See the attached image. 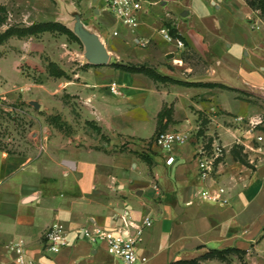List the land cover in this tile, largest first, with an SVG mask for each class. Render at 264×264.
Returning <instances> with one entry per match:
<instances>
[{"label":"crops","instance_id":"obj_1","mask_svg":"<svg viewBox=\"0 0 264 264\" xmlns=\"http://www.w3.org/2000/svg\"><path fill=\"white\" fill-rule=\"evenodd\" d=\"M57 1V11L65 14L80 12L81 4L87 18L83 25L100 37L110 61L93 65L67 36L59 38L58 50L74 47L54 58L70 75L56 77L60 113L63 95L70 94L84 128L72 137L56 132L35 156L0 149V264H16L10 246L19 241L34 264H120L104 245L78 238L77 230L93 225L118 229L147 217L153 224L140 249L148 257L146 264H264L260 13L246 0H144L139 24L131 28L115 19L105 0ZM92 15L95 19H88ZM70 18L54 21L74 31L77 17ZM42 21L51 20L22 19L20 25ZM165 28L185 46L168 41ZM113 62L147 65L182 83L156 81L117 69ZM112 82L122 88L121 95L110 91ZM164 107L172 110L163 120L166 131L188 136L169 152L154 145ZM215 142L223 153L214 177L204 183L196 148ZM171 155L175 160L168 164ZM217 184L226 188L228 203L201 198L202 188ZM54 222L71 233L70 246L58 254L47 251L43 241ZM230 248L244 251L243 259L235 252L226 259L202 258L211 250Z\"/></svg>","mask_w":264,"mask_h":264},{"label":"rangeland","instance_id":"obj_2","mask_svg":"<svg viewBox=\"0 0 264 264\" xmlns=\"http://www.w3.org/2000/svg\"><path fill=\"white\" fill-rule=\"evenodd\" d=\"M80 2L81 0L79 4ZM58 4L57 0H0V7H5L0 12V20H3L0 33L10 25H20L22 19L54 21L69 15L71 21L76 17L87 20L81 4L80 12L68 14L59 13ZM23 5L30 6L31 11L20 12ZM34 6L45 11L39 14L35 12ZM94 17L92 15L88 19L93 20ZM84 27L86 28L85 25ZM86 29L94 33L93 30ZM62 36L64 35L57 32H47L38 37L39 40L33 36L21 39L12 37L0 44V149L35 156L42 149L43 143L52 139L56 132L72 137L83 131L77 103L72 102L70 94L63 95L65 108L60 113V93L55 89V73L60 67L54 58L61 51L66 52V49L74 51V47L68 45H63L60 47L62 50H58V40ZM69 41L75 43V48L85 54L81 41ZM51 62L56 65L51 67ZM65 78L70 79V75L67 74ZM29 100L38 102L40 108L36 109ZM93 131L98 132L96 128Z\"/></svg>","mask_w":264,"mask_h":264},{"label":"built area","instance_id":"obj_3","mask_svg":"<svg viewBox=\"0 0 264 264\" xmlns=\"http://www.w3.org/2000/svg\"><path fill=\"white\" fill-rule=\"evenodd\" d=\"M144 0H105L107 9L117 21L131 28L139 24V16L143 7ZM164 37L175 42L177 46L184 47V41L180 38H174L168 29H163ZM115 35L118 32H114ZM110 91L115 95L122 94V88L117 82H112ZM242 117H237V121H242ZM188 136L179 131H164L159 133L154 139V145L162 150L169 152L174 146L185 144ZM222 146L215 142L208 147L207 143H201L196 148L195 159L198 165V174L202 182L206 183L214 177L215 163L222 156ZM175 160L173 155L167 159L168 164ZM226 188L217 184L215 188L204 187L200 195L201 198L208 202L228 203L225 195ZM153 220L147 217L140 224H129L126 227L118 229H107L100 226H84L77 230V237L83 238L93 245H104L107 252L117 258L120 264H146L148 257L140 252L141 245L144 241L146 230L152 226ZM70 231L61 222H54L43 234V241L47 251L58 254L70 246ZM11 250L15 253L16 264H34L27 257L25 244L19 241L11 244Z\"/></svg>","mask_w":264,"mask_h":264},{"label":"trees","instance_id":"obj_4","mask_svg":"<svg viewBox=\"0 0 264 264\" xmlns=\"http://www.w3.org/2000/svg\"><path fill=\"white\" fill-rule=\"evenodd\" d=\"M247 4L253 9L260 13L261 18L264 20V0H246ZM5 7H0V12L4 11ZM3 23V20H0V24ZM44 32H51V33H59L62 35H66L69 39H72L74 41L80 42L81 40L78 38V36L74 33L72 29L67 27L65 24L59 22V21H42V22H35L30 25H10L8 28L0 33V44L5 42L6 40L16 37V38H24V37H31V36H37L39 34H42ZM51 67H54L56 64L51 62L49 64ZM90 64H86L84 67H87ZM112 66H114L117 69L124 70L131 73H143L151 78H153L156 81L161 82H175V83H182L181 81L174 80L172 78H169L167 76H163L160 73L157 72V70L153 67L147 66V65H137V64H131V63H120V62H113ZM67 74L60 68H58V71L55 73L56 77H65ZM172 110L171 108L164 107L163 110L160 113L159 116V123H158V129L156 136L166 131L167 124L163 123L164 118H170ZM88 124H91L88 122ZM98 132H100L99 128H96ZM147 162L151 164V161L148 157H145ZM245 162L244 159H241ZM235 252L239 255L241 259H243V255L245 254L244 251L230 248L225 250H211L209 253L202 256V258H211V257H218L220 259H226V255ZM197 260H191V261H180L176 262L174 264H196Z\"/></svg>","mask_w":264,"mask_h":264},{"label":"water","instance_id":"obj_5","mask_svg":"<svg viewBox=\"0 0 264 264\" xmlns=\"http://www.w3.org/2000/svg\"><path fill=\"white\" fill-rule=\"evenodd\" d=\"M74 33L78 36L85 47V57L89 63L93 65H104L110 61V54L96 33L88 31L80 17H77V23ZM36 109L40 108V104L36 101L30 102Z\"/></svg>","mask_w":264,"mask_h":264}]
</instances>
